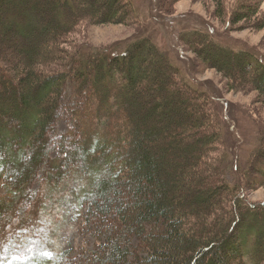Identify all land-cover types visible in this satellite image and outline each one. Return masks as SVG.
I'll return each mask as SVG.
<instances>
[{"label": "trees", "instance_id": "1", "mask_svg": "<svg viewBox=\"0 0 264 264\" xmlns=\"http://www.w3.org/2000/svg\"><path fill=\"white\" fill-rule=\"evenodd\" d=\"M216 1L230 26L261 14ZM139 15L132 0H0V223L35 206L38 184L79 173L93 185L80 221L97 241L57 264H264V202L249 192L264 186V136L249 165L233 162L214 93L152 37L126 50L66 46L87 20ZM216 30L182 39L236 89L264 93V56Z\"/></svg>", "mask_w": 264, "mask_h": 264}, {"label": "rangeland", "instance_id": "2", "mask_svg": "<svg viewBox=\"0 0 264 264\" xmlns=\"http://www.w3.org/2000/svg\"><path fill=\"white\" fill-rule=\"evenodd\" d=\"M132 1L141 16L137 22L87 20L72 35L73 44L66 46L72 50L77 46L126 50L133 40L152 37L172 56L182 76L214 93L231 160L241 157L244 166L249 165L264 136V93L255 87L236 89L224 72L208 67L191 46L188 49L182 36L200 28L210 30L214 25L216 37L224 45L238 51H258L264 56V0H249L260 6L261 14L233 26L219 16L220 5L216 0H165L164 4L163 0ZM227 1L228 12H233L241 0ZM0 42V46L5 45L4 41ZM73 127L64 122L61 132L65 135ZM92 186L89 178L76 173L62 185L40 183L34 187L32 193L39 197L35 206L10 213L13 215L0 223V264H57L65 250L94 248L96 238L87 224L80 221V214L85 210L82 198ZM249 192L253 200L264 202V186ZM4 196L0 192V197Z\"/></svg>", "mask_w": 264, "mask_h": 264}]
</instances>
